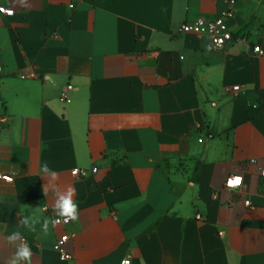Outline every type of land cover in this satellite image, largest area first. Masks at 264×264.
I'll return each instance as SVG.
<instances>
[{
  "label": "crops",
  "instance_id": "crops-1",
  "mask_svg": "<svg viewBox=\"0 0 264 264\" xmlns=\"http://www.w3.org/2000/svg\"><path fill=\"white\" fill-rule=\"evenodd\" d=\"M226 1L0 0V264L17 230L34 264H264V0L221 48L180 30ZM45 161L77 220L51 225Z\"/></svg>",
  "mask_w": 264,
  "mask_h": 264
},
{
  "label": "built area",
  "instance_id": "built-area-1",
  "mask_svg": "<svg viewBox=\"0 0 264 264\" xmlns=\"http://www.w3.org/2000/svg\"><path fill=\"white\" fill-rule=\"evenodd\" d=\"M227 7L222 10L219 15L212 18H204L198 17L194 21L185 22L181 25L180 30L183 32H193L199 35H206L210 40V44L213 48H221L226 45L228 42L233 41L234 34L229 29L227 22L233 18L234 4L235 0H227ZM0 13L5 15H12L14 13L13 9L5 8L0 6ZM252 53L255 55H264V45L255 44L251 49ZM1 64H0V72H1ZM234 90H237L238 87H233ZM0 125H1V117H0ZM72 173L77 175L80 171L76 168L73 169ZM261 177H264V170L260 172ZM239 178V183H235V181ZM0 179L5 182L11 183L13 181V177L11 175H7L0 172ZM232 185L231 187L229 185ZM242 186V177L237 175H230L225 179L224 188L228 190H234L240 188ZM52 219H59L58 217H53ZM70 222V221H69ZM69 222H64L60 220L58 224L65 225ZM69 235L63 234L58 241L54 244V250L58 254L61 260H69L71 258L70 253L65 248V242L68 240ZM129 259L124 258L120 261V264H129ZM34 264V263H31Z\"/></svg>",
  "mask_w": 264,
  "mask_h": 264
},
{
  "label": "clouds",
  "instance_id": "clouds-1",
  "mask_svg": "<svg viewBox=\"0 0 264 264\" xmlns=\"http://www.w3.org/2000/svg\"><path fill=\"white\" fill-rule=\"evenodd\" d=\"M16 3L25 5L26 0H16ZM41 176L46 179V183L43 185L44 195L47 196L48 192L51 191L55 198L53 212L59 219H52L51 225L55 227L60 220H63L65 223L77 220L79 218V208L74 199L75 188L71 185L61 186L58 173L50 169L46 161L41 166ZM229 186L231 187L232 185L230 184ZM42 210L47 211V205H44ZM20 223L24 228L35 231L38 221L25 216L22 217ZM48 226L49 222L45 221L43 224L44 230H47ZM6 240L15 249L11 257L7 259L6 264H31L33 253L20 231H13L6 237Z\"/></svg>",
  "mask_w": 264,
  "mask_h": 264
},
{
  "label": "trees",
  "instance_id": "trees-1",
  "mask_svg": "<svg viewBox=\"0 0 264 264\" xmlns=\"http://www.w3.org/2000/svg\"><path fill=\"white\" fill-rule=\"evenodd\" d=\"M259 106L264 107V96L259 98Z\"/></svg>",
  "mask_w": 264,
  "mask_h": 264
},
{
  "label": "snow or ice",
  "instance_id": "snow-or-ice-1",
  "mask_svg": "<svg viewBox=\"0 0 264 264\" xmlns=\"http://www.w3.org/2000/svg\"><path fill=\"white\" fill-rule=\"evenodd\" d=\"M239 182H240V181H239V178H237V180L235 181V183H237V184H238Z\"/></svg>",
  "mask_w": 264,
  "mask_h": 264
}]
</instances>
